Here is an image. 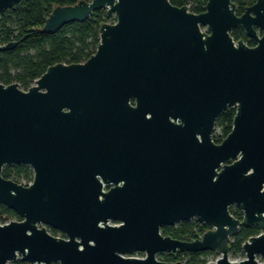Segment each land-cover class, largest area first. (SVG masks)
<instances>
[{
  "label": "water",
  "instance_id": "water-1",
  "mask_svg": "<svg viewBox=\"0 0 264 264\" xmlns=\"http://www.w3.org/2000/svg\"><path fill=\"white\" fill-rule=\"evenodd\" d=\"M19 1L0 0V14ZM99 9L115 21L99 25L86 60L52 64L27 89L0 82V203L20 217L0 223V264H172L157 254L204 250L218 254L205 264H264V0L239 15L232 0L200 13L79 0L53 7L42 30ZM237 25L254 45L232 38ZM228 107L231 130L215 142ZM12 164L28 165L31 182L3 177ZM192 218L210 226L193 240L160 230ZM241 225L263 232L233 260Z\"/></svg>",
  "mask_w": 264,
  "mask_h": 264
},
{
  "label": "trees",
  "instance_id": "trees-1",
  "mask_svg": "<svg viewBox=\"0 0 264 264\" xmlns=\"http://www.w3.org/2000/svg\"><path fill=\"white\" fill-rule=\"evenodd\" d=\"M79 0H20L0 14V44L15 41L14 47L0 51V82L9 84L18 83L22 89H27L48 66L55 63H78L86 60L96 50L99 43V25L107 22L104 9H99L84 21H72L64 24L59 30L49 33L42 30L45 18L53 7L57 5H72ZM255 0H232L236 14H241L246 6ZM173 5H187L194 13L205 10L207 0H170ZM115 21V16L112 18ZM230 34L234 40L242 39L247 45L255 42L250 39L244 29L237 25ZM235 108L228 107L217 117L213 140L220 142L231 130ZM217 132V133H216ZM2 176L27 185L33 176L32 169L24 164L5 165ZM230 213L241 218L242 212L234 205L229 207ZM6 220H20L19 215L9 207L0 203V222ZM210 226L200 223L195 218L183 220L173 225L161 227L163 235L172 238L190 241L197 238ZM53 235L66 237L65 234L54 228H48ZM257 225H241L232 237L229 248L231 258L244 256L242 243L251 235L258 234ZM217 254L214 251L204 250L195 252L158 253L161 260L171 263L181 261L184 264H204L208 255ZM10 264H28L16 259ZM52 264H58L53 262Z\"/></svg>",
  "mask_w": 264,
  "mask_h": 264
},
{
  "label": "rangeland",
  "instance_id": "rangeland-1",
  "mask_svg": "<svg viewBox=\"0 0 264 264\" xmlns=\"http://www.w3.org/2000/svg\"><path fill=\"white\" fill-rule=\"evenodd\" d=\"M112 18H113V14L112 15H110V17L108 18V23H112L113 22V20H112ZM217 133V132H216ZM1 223V222H0ZM218 255L217 254H212V255H208V257H207V260L208 261H213L216 257H217ZM230 257V256H229ZM157 258H158V256H157ZM241 257H239V258H231L230 257V259H233V260H238V259H240ZM159 259V258H158ZM262 258L261 257H257V261H258V263H261L262 262ZM172 264H174V263H172Z\"/></svg>",
  "mask_w": 264,
  "mask_h": 264
},
{
  "label": "built area",
  "instance_id": "built-area-1",
  "mask_svg": "<svg viewBox=\"0 0 264 264\" xmlns=\"http://www.w3.org/2000/svg\"><path fill=\"white\" fill-rule=\"evenodd\" d=\"M203 30H206V28H203ZM30 182H31V181H30ZM30 182H29V183H30ZM105 189H106V188H105ZM7 221H8V220H6L5 222H7ZM260 232H263V230L260 229ZM260 232H259V233H260ZM56 236H59V235H56ZM199 236H201V234H200ZM199 236H198V237H199ZM217 255H218V254H217ZM133 256H136V257H143L144 254L141 253V252H136V253L133 254ZM217 257H218V256H217ZM217 257H216V258H217ZM216 258H215L213 261H215ZM206 262H208V260H207ZM206 262H205V263H206ZM205 263H204V264H205Z\"/></svg>",
  "mask_w": 264,
  "mask_h": 264
},
{
  "label": "flooded vegetation",
  "instance_id": "flooded-vegetation-1",
  "mask_svg": "<svg viewBox=\"0 0 264 264\" xmlns=\"http://www.w3.org/2000/svg\"><path fill=\"white\" fill-rule=\"evenodd\" d=\"M258 32H259V30H258Z\"/></svg>",
  "mask_w": 264,
  "mask_h": 264
}]
</instances>
